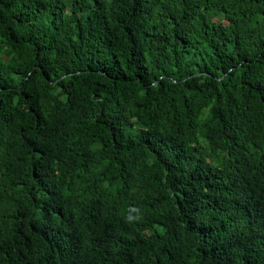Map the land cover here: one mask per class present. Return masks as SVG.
Returning <instances> with one entry per match:
<instances>
[{"label":"trees","instance_id":"obj_1","mask_svg":"<svg viewBox=\"0 0 264 264\" xmlns=\"http://www.w3.org/2000/svg\"><path fill=\"white\" fill-rule=\"evenodd\" d=\"M0 264H264V0H0Z\"/></svg>","mask_w":264,"mask_h":264}]
</instances>
